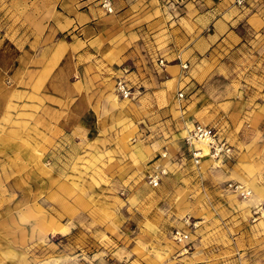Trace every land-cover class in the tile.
<instances>
[{
    "label": "rangeland",
    "instance_id": "rangeland-1",
    "mask_svg": "<svg viewBox=\"0 0 264 264\" xmlns=\"http://www.w3.org/2000/svg\"><path fill=\"white\" fill-rule=\"evenodd\" d=\"M61 6L0 0V264H264V1L133 0L120 68Z\"/></svg>",
    "mask_w": 264,
    "mask_h": 264
},
{
    "label": "crops",
    "instance_id": "crops-1",
    "mask_svg": "<svg viewBox=\"0 0 264 264\" xmlns=\"http://www.w3.org/2000/svg\"><path fill=\"white\" fill-rule=\"evenodd\" d=\"M132 1L133 0H114V14L103 16L104 13L100 8L99 0H60L62 11L56 18L60 19L61 25L65 27L64 32L71 31L80 43L85 44V47L93 48V46H96L95 42L98 43L102 40H110L112 42V48L101 54L103 62L108 65L119 66L120 68L128 54L121 48L122 44L125 43L123 42L126 35L125 26L134 23V18L133 16L131 17ZM201 19L202 21L200 20V22L207 23V25L212 22L209 15L206 17L202 16ZM108 22L112 23V27L109 28L107 32L108 34L101 33L99 38L96 39V30L98 26L100 27L101 23ZM92 32L94 35H92ZM89 41H91V43H87ZM96 54L100 56L97 50ZM118 71L125 74L124 72L126 70L119 69ZM41 73H45L40 74L41 77L46 76L47 73H49V69L41 70ZM134 73L136 74V72ZM128 77H130V74ZM31 86L33 88L44 89L45 99H48V96H51L53 93L52 90L54 85L51 81H45L41 84H39L38 81H33L31 82Z\"/></svg>",
    "mask_w": 264,
    "mask_h": 264
},
{
    "label": "built area",
    "instance_id": "built-area-1",
    "mask_svg": "<svg viewBox=\"0 0 264 264\" xmlns=\"http://www.w3.org/2000/svg\"><path fill=\"white\" fill-rule=\"evenodd\" d=\"M236 6H244L249 2H258L264 0H232ZM100 8L105 14H112L114 12V0H99ZM186 69V65L183 66ZM115 93L118 95L119 98L126 100L131 97V88L128 86L127 82L119 78L115 82ZM208 140V155L211 158L219 159L224 157H229L231 155V148L227 141L222 138L216 131L209 126L195 124L192 126L188 136H185V141L188 144H191V140ZM192 145V144H191ZM199 151H195L194 158L195 159H202L206 156L198 155ZM199 162V161H198ZM149 183L152 186H157L159 183V177L153 176ZM243 194L247 196V192L242 191ZM179 242H183L187 237L185 235H181L177 232V236L175 237Z\"/></svg>",
    "mask_w": 264,
    "mask_h": 264
},
{
    "label": "bare ground",
    "instance_id": "bare-ground-1",
    "mask_svg": "<svg viewBox=\"0 0 264 264\" xmlns=\"http://www.w3.org/2000/svg\"><path fill=\"white\" fill-rule=\"evenodd\" d=\"M108 89H109L110 99H112L114 103L118 102V99L115 97V90L113 91L112 86H110ZM188 129H189L188 132H190L191 126H189ZM188 134H187V136H188ZM191 144L195 147L194 149H197L198 151H200V153H198V155H202V156L208 155V153H209L208 152V149H209L208 140H200V139L199 140H191ZM197 150H195V151H197ZM248 196H250V193L248 194Z\"/></svg>",
    "mask_w": 264,
    "mask_h": 264
}]
</instances>
